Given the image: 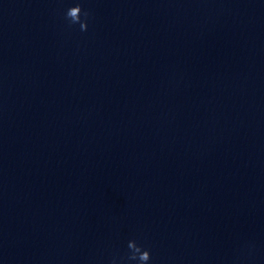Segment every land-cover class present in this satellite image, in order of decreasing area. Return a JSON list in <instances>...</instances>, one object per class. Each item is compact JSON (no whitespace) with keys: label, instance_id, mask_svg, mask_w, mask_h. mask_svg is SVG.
Returning <instances> with one entry per match:
<instances>
[{"label":"clouds","instance_id":"9594fccd","mask_svg":"<svg viewBox=\"0 0 264 264\" xmlns=\"http://www.w3.org/2000/svg\"><path fill=\"white\" fill-rule=\"evenodd\" d=\"M82 9L79 4L70 7L66 12V17L70 19L71 23H79L81 31H86L88 28L87 17L88 13L83 12L84 20H81ZM128 248L131 250L130 260H138L139 264H148L151 259V253L147 249H142L135 241L128 242Z\"/></svg>","mask_w":264,"mask_h":264}]
</instances>
